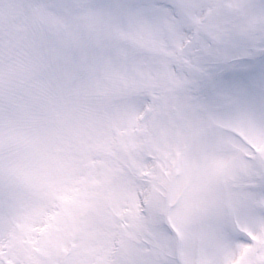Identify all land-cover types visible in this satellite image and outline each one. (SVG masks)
<instances>
[{
    "label": "snow or ice",
    "instance_id": "obj_1",
    "mask_svg": "<svg viewBox=\"0 0 264 264\" xmlns=\"http://www.w3.org/2000/svg\"><path fill=\"white\" fill-rule=\"evenodd\" d=\"M0 264H264V0H0Z\"/></svg>",
    "mask_w": 264,
    "mask_h": 264
}]
</instances>
